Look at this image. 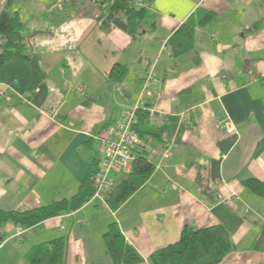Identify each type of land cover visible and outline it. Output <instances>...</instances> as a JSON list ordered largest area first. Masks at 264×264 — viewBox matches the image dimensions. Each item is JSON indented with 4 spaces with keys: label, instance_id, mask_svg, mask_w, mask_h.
Masks as SVG:
<instances>
[{
    "label": "crops",
    "instance_id": "0c3cea01",
    "mask_svg": "<svg viewBox=\"0 0 264 264\" xmlns=\"http://www.w3.org/2000/svg\"><path fill=\"white\" fill-rule=\"evenodd\" d=\"M109 1L9 5L30 58L0 67V209L70 198L89 173L95 138L137 105L153 112L139 128L148 130L154 169L114 211L100 203L108 212L99 215L88 201L20 236L7 224L0 264H27L31 247L58 237L64 264H114L102 238L111 222L141 256L136 264H151L185 225L224 228L233 247L218 264H264V196L243 183L264 181V0H134L145 17L133 39L102 27ZM198 11L214 17L195 26L192 50L173 58L167 40ZM116 64L126 69L120 83L109 79ZM146 74L158 81L150 97ZM166 117L175 120L155 135Z\"/></svg>",
    "mask_w": 264,
    "mask_h": 264
},
{
    "label": "trees",
    "instance_id": "16d2710c",
    "mask_svg": "<svg viewBox=\"0 0 264 264\" xmlns=\"http://www.w3.org/2000/svg\"><path fill=\"white\" fill-rule=\"evenodd\" d=\"M12 1L6 0L4 7L0 10V67L12 60L30 58L25 52L28 45L25 27L17 13L8 8ZM103 10L105 12L101 20L102 27L107 29L110 25H114L132 39L135 38L145 17L144 7L137 6L134 0H111L103 7ZM197 14L199 18L194 20V17H190L167 40L173 58L192 50L195 26L205 25L214 17V13L210 11H198ZM125 74V67L116 64L109 72V79L120 83ZM137 117L136 130L138 129L139 134L143 136L148 130L139 127L148 126V113L138 110ZM174 120V117H166L160 132L154 134L159 136L161 131L168 128V124ZM150 133L153 134V132ZM146 156L143 150H137L130 173L119 180L109 193L106 202L112 211L138 190L152 173L154 165ZM94 166L93 160L89 173L81 182L77 192L68 199L23 211L0 209V244L6 238L4 228L7 224L27 229L46 219L76 211L88 202L94 192L92 187ZM243 183L255 194L264 196V181L249 178ZM102 238L106 254L114 264H136L142 261L138 252L125 241L116 222L108 225ZM232 247L228 233L221 226L195 229L185 225L178 241L156 250L149 256V260L151 264H218ZM65 249V239L54 238L31 247L25 255V260L27 264H64Z\"/></svg>",
    "mask_w": 264,
    "mask_h": 264
},
{
    "label": "built area",
    "instance_id": "2783aa9c",
    "mask_svg": "<svg viewBox=\"0 0 264 264\" xmlns=\"http://www.w3.org/2000/svg\"><path fill=\"white\" fill-rule=\"evenodd\" d=\"M158 81L151 74L143 78V94L150 97L158 93ZM139 105L124 111L114 122L105 127L104 135L98 137L99 148L94 160V171L92 175V187L94 192L89 201H97L103 205L107 204V197L119 181L118 176H126L130 173L132 162L137 154L136 150L152 152L148 140L136 130L138 123L137 111ZM149 117L153 116L148 111ZM166 188H173L166 185ZM17 234L21 229L17 227Z\"/></svg>",
    "mask_w": 264,
    "mask_h": 264
},
{
    "label": "rangeland",
    "instance_id": "374dc122",
    "mask_svg": "<svg viewBox=\"0 0 264 264\" xmlns=\"http://www.w3.org/2000/svg\"><path fill=\"white\" fill-rule=\"evenodd\" d=\"M13 1H14V0H13ZM13 1L11 2V4L14 3ZM60 4H61V3H60ZM60 4H59V6H61ZM35 19L38 20L37 17H35ZM36 23H37V22H36ZM36 23H35V24H36ZM44 25H45V23H41V22H40V26H39V28H41V26H44ZM37 27H38V26H37ZM98 137H100V136H97V137L95 138V140L98 141V139H97ZM98 142H99V141H98ZM97 150H98V149H97ZM95 158H96V153H95V157H94L93 160H95ZM119 178H120V177H119ZM95 202L98 203L97 201H95ZM95 202H94V203H95ZM94 203L91 204V208L94 209L95 212L100 213L99 215H103L102 213H107V212H108L107 210H105V209L103 208V206H101L100 203H99V205H100L99 208H95V207H93L92 205H94ZM18 228H19V227H18ZM20 229H21V228H20ZM16 230H17V227H16ZM20 234H21V233H19L18 236H19Z\"/></svg>",
    "mask_w": 264,
    "mask_h": 264
}]
</instances>
